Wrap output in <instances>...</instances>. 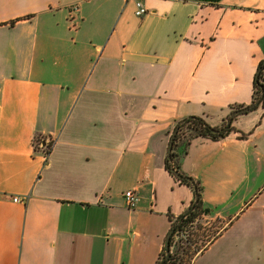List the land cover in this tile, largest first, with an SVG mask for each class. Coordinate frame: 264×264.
I'll list each match as a JSON object with an SVG mask.
<instances>
[{
  "label": "crops",
  "instance_id": "crops-1",
  "mask_svg": "<svg viewBox=\"0 0 264 264\" xmlns=\"http://www.w3.org/2000/svg\"><path fill=\"white\" fill-rule=\"evenodd\" d=\"M142 1L0 0V264H156L194 200L177 121L251 104L264 0ZM233 127L179 158L213 239L191 264H264V108Z\"/></svg>",
  "mask_w": 264,
  "mask_h": 264
},
{
  "label": "trees",
  "instance_id": "trees-1",
  "mask_svg": "<svg viewBox=\"0 0 264 264\" xmlns=\"http://www.w3.org/2000/svg\"><path fill=\"white\" fill-rule=\"evenodd\" d=\"M259 107L264 108V59L258 65L255 74L251 104L232 107L231 113L221 126H211L203 117L199 116H189L177 121L173 132L177 128L178 131L174 137L173 148L171 151L169 150L165 160V169L181 185L191 188L194 200L187 211L173 221L171 220V228L168 233V235L171 234L169 254L164 247L156 264H191L197 253L213 240L210 234L202 236L197 234L200 220L209 214V210L203 208L202 187L197 181L181 171L179 158L187 153L195 139L219 141L228 137L235 131L233 121L237 116L255 111ZM35 148L43 149L49 154L52 145L37 140Z\"/></svg>",
  "mask_w": 264,
  "mask_h": 264
},
{
  "label": "built area",
  "instance_id": "built-area-1",
  "mask_svg": "<svg viewBox=\"0 0 264 264\" xmlns=\"http://www.w3.org/2000/svg\"><path fill=\"white\" fill-rule=\"evenodd\" d=\"M148 13V9L146 8L144 2L142 0H135V15L137 17H143ZM124 198L126 201V206L128 209H135L138 202V197L132 191H127L124 194ZM15 202H24L23 198L15 197L13 198Z\"/></svg>",
  "mask_w": 264,
  "mask_h": 264
},
{
  "label": "water",
  "instance_id": "water-1",
  "mask_svg": "<svg viewBox=\"0 0 264 264\" xmlns=\"http://www.w3.org/2000/svg\"><path fill=\"white\" fill-rule=\"evenodd\" d=\"M177 131H178V128L175 130V132H173V136H172V139H171V142H170V146H169V150L170 151L173 148L174 137H175ZM170 240H171V234L168 235L167 240L165 242V248H166L167 254H169V251H170Z\"/></svg>",
  "mask_w": 264,
  "mask_h": 264
}]
</instances>
